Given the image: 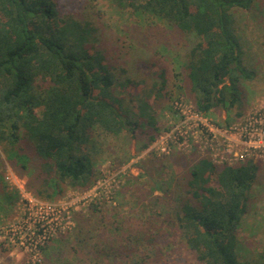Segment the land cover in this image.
Here are the masks:
<instances>
[{"label": "trees", "instance_id": "trees-1", "mask_svg": "<svg viewBox=\"0 0 264 264\" xmlns=\"http://www.w3.org/2000/svg\"><path fill=\"white\" fill-rule=\"evenodd\" d=\"M110 1L186 37L175 75L200 114L211 118L223 111L219 127L243 118V88L257 74L245 64L234 11L249 10L257 0ZM99 36L92 21L62 16L54 0H0V146L13 172L27 180L26 190L40 200L58 201L68 189L94 186L99 131L138 139L140 128L156 126L151 99L166 94L164 71L139 62L145 72L137 70L138 78L120 76L97 48ZM259 163L219 166L208 156H192L176 176L148 175L152 202L160 206L149 219L161 220L162 238L172 229L170 236L195 252L197 264H264L261 256L244 258L240 238ZM1 167L0 155V221L19 201Z\"/></svg>", "mask_w": 264, "mask_h": 264}, {"label": "rangeland", "instance_id": "rangeland-1", "mask_svg": "<svg viewBox=\"0 0 264 264\" xmlns=\"http://www.w3.org/2000/svg\"><path fill=\"white\" fill-rule=\"evenodd\" d=\"M54 1L62 16L87 19L95 24L100 32L97 48L105 61L116 68L117 74L136 79L139 74L136 71L143 72L142 64L149 63L150 71H164L167 87L165 96L151 99L156 126L140 128L136 132L138 139H131L127 134L113 137L98 132L96 169L99 175L92 188L68 189L53 203L39 199L46 204L61 203L70 212L73 224L71 231H62L45 245L41 264H197L195 252L184 241L170 236L172 229L166 230L167 238H162L160 235L165 232L159 233L163 226L161 220L149 219L160 206L152 202L153 190L147 182L148 175L154 179L176 176L184 170L188 158L207 156L203 150L205 137H201L194 121L187 120L186 127L181 125L185 119L194 118L196 110L178 88L181 78L175 75L176 57L185 53L189 41L156 18L122 10L110 0ZM234 14L245 64L257 74L253 83L243 88L245 94L239 111L244 113V118L264 104V0H257L249 10L236 9ZM122 68L126 73L120 74ZM125 90L134 92L135 88ZM210 119L214 124L221 123L226 114L216 111ZM236 121L232 125L239 120ZM152 136L155 138L149 146L138 150ZM0 155L1 173L12 191L14 184L6 177L15 173L1 146ZM16 176L18 183L25 187L27 180ZM254 188L240 231L244 258L264 257V165L261 163ZM94 208L99 212H94ZM19 213L16 203L0 222L12 221ZM151 231L153 235L159 233L156 239H152ZM25 255L19 250L9 252L0 245V264H24Z\"/></svg>", "mask_w": 264, "mask_h": 264}, {"label": "built area", "instance_id": "built-area-1", "mask_svg": "<svg viewBox=\"0 0 264 264\" xmlns=\"http://www.w3.org/2000/svg\"><path fill=\"white\" fill-rule=\"evenodd\" d=\"M187 120L194 121V126L200 129L201 137H205L203 150L216 165L231 166L249 159L264 165V104L230 127H219L196 110L194 118L183 121V127ZM6 178L19 193L20 213L14 220L0 224V245L12 253L23 251L24 264H41L45 245L62 231L72 230L70 212L61 203L46 204L34 197L26 186L18 183L15 174L10 173Z\"/></svg>", "mask_w": 264, "mask_h": 264}]
</instances>
